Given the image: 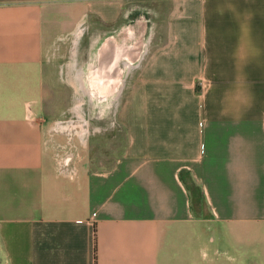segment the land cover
<instances>
[{
	"label": "crops",
	"instance_id": "obj_1",
	"mask_svg": "<svg viewBox=\"0 0 264 264\" xmlns=\"http://www.w3.org/2000/svg\"><path fill=\"white\" fill-rule=\"evenodd\" d=\"M0 264H264V0H0Z\"/></svg>",
	"mask_w": 264,
	"mask_h": 264
},
{
	"label": "rangeland",
	"instance_id": "obj_2",
	"mask_svg": "<svg viewBox=\"0 0 264 264\" xmlns=\"http://www.w3.org/2000/svg\"><path fill=\"white\" fill-rule=\"evenodd\" d=\"M131 75V74H130ZM130 76L128 75V83L130 82ZM82 91V90H81ZM113 97V96H112ZM110 97V98H112ZM104 96H101L100 99L103 100ZM109 98V99H110ZM103 100V101H99V102H95V103H91V104H84V105H80V112H84V113H93L94 116H100V118H105L104 115L106 116L108 113H114V107L113 104L111 103L112 100ZM116 112V111H115ZM100 123V125H106L107 121L103 120L101 121L99 119L98 121ZM101 133L98 137H96L95 139V144L94 147H92L90 149L89 154L82 152V150L79 149V163L81 162V160L85 161H91L93 163L94 167H101V166H108L110 165L115 158H117L119 156V149L121 150V147L123 145V138L122 135H120V133L114 132V131H107L105 133H103V131H101ZM99 133H96V136ZM114 134H116L114 136ZM188 189L190 190L191 196H192V201L194 202V207L196 210L201 211V213L203 215L207 214V207L205 206L204 202L201 201L200 197L197 198L196 195H198V189L195 188H191V185L187 184Z\"/></svg>",
	"mask_w": 264,
	"mask_h": 264
},
{
	"label": "built area",
	"instance_id": "obj_3",
	"mask_svg": "<svg viewBox=\"0 0 264 264\" xmlns=\"http://www.w3.org/2000/svg\"><path fill=\"white\" fill-rule=\"evenodd\" d=\"M202 106H203V103L200 105V107H201L200 110H201V111H202Z\"/></svg>",
	"mask_w": 264,
	"mask_h": 264
}]
</instances>
